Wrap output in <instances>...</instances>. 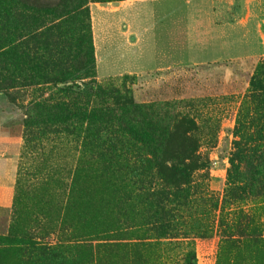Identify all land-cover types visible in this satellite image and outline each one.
Wrapping results in <instances>:
<instances>
[{
	"label": "rangeland",
	"instance_id": "1",
	"mask_svg": "<svg viewBox=\"0 0 264 264\" xmlns=\"http://www.w3.org/2000/svg\"><path fill=\"white\" fill-rule=\"evenodd\" d=\"M64 1L70 0H47L59 12L66 11ZM76 1L78 10L66 15L20 8L11 17L18 22L0 29L6 35L0 56V163L10 179L0 183V236L26 226L41 237L40 211L44 201L53 200L41 194L43 182L54 177L70 183L79 161H107L102 153L108 146L154 147L152 135L168 127L153 117L166 122L169 109L199 125L201 154L210 160L207 173L195 175L199 196L221 199L236 144L242 136L256 141L264 134V99L251 86L253 78L264 83V0H121L132 3L121 11L97 0ZM19 3L6 0L5 17ZM90 46L94 62L76 72L74 60ZM17 52L24 58L14 67ZM58 71L69 80L55 84L42 77ZM88 82L104 97H79L77 86ZM125 101L135 109L127 111ZM101 106L115 112L119 124L110 129L123 140L130 129L127 140L108 138L104 122L89 120L86 112ZM246 208L264 222V198ZM216 214L209 217L213 237L196 240L198 264H216ZM18 245L9 242L11 248ZM156 253L151 264H184L182 246H160ZM19 255L18 250L4 256L12 262Z\"/></svg>",
	"mask_w": 264,
	"mask_h": 264
},
{
	"label": "trees",
	"instance_id": "2",
	"mask_svg": "<svg viewBox=\"0 0 264 264\" xmlns=\"http://www.w3.org/2000/svg\"><path fill=\"white\" fill-rule=\"evenodd\" d=\"M5 1L0 2L3 30L9 21L18 22L19 19L11 17L20 14V8L42 16L46 12L66 15L79 8L76 0L64 1L67 4L63 5L62 11L66 9L63 12L47 0H19L18 5L12 6L14 12L10 11V17H5L8 14L4 10ZM44 25L42 21L40 28ZM5 38L0 32V56L5 54L2 46ZM21 58L24 57L17 52L14 67ZM92 62L91 46L86 47L74 60L76 72L88 71ZM14 67L12 70L16 71ZM42 77L55 84L69 80L62 71L54 77ZM251 86L264 99V83L253 78ZM77 87L79 97H104L102 89L94 83ZM111 98L116 105L120 104L115 96ZM122 106L127 111L135 109L131 101ZM86 115L89 120L97 118L104 122L108 138L111 135L123 140L110 129L119 124L111 109L92 107ZM166 118V122H161L153 117L156 123L168 127L152 135L154 147L108 146L102 153L107 161H79L70 183L54 177L45 180L41 194L53 200L44 201L40 211L41 237L26 226L0 236V264H151L160 246L172 245L184 248V264H198L196 240L213 237L210 212L217 213L215 223L220 234L216 264H264V222L246 208L250 202L264 198V134H258L256 141L241 137L231 157L223 196L213 199L197 193L195 175L207 173L210 167L209 158L201 154L199 125L194 118L175 110H167ZM124 133L123 142L132 132L126 127ZM51 236L56 238L53 243L43 242ZM15 240L21 245L9 247V242ZM18 250L23 256H16L12 262L4 256Z\"/></svg>",
	"mask_w": 264,
	"mask_h": 264
},
{
	"label": "crops",
	"instance_id": "3",
	"mask_svg": "<svg viewBox=\"0 0 264 264\" xmlns=\"http://www.w3.org/2000/svg\"><path fill=\"white\" fill-rule=\"evenodd\" d=\"M107 4L111 5L112 8H118L121 11V8H123V7L126 8V6H128L126 4H132V3L128 2V1H125V3L120 1V2H116V3L114 2V3H107ZM2 162L3 161H1V163H0V183L2 185H7V184H9L10 179L8 180V176L4 173V163H2Z\"/></svg>",
	"mask_w": 264,
	"mask_h": 264
}]
</instances>
